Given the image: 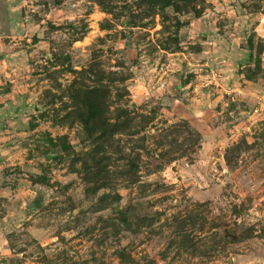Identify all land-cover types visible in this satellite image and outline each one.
Instances as JSON below:
<instances>
[{"label":"rangeland","instance_id":"1","mask_svg":"<svg viewBox=\"0 0 264 264\" xmlns=\"http://www.w3.org/2000/svg\"><path fill=\"white\" fill-rule=\"evenodd\" d=\"M262 88L264 0H0V264H264Z\"/></svg>","mask_w":264,"mask_h":264},{"label":"built area","instance_id":"2","mask_svg":"<svg viewBox=\"0 0 264 264\" xmlns=\"http://www.w3.org/2000/svg\"><path fill=\"white\" fill-rule=\"evenodd\" d=\"M234 95H236V94H234ZM261 106L255 110V115H254L252 121L258 122L259 120H261L264 117V105L262 104Z\"/></svg>","mask_w":264,"mask_h":264},{"label":"crops","instance_id":"3","mask_svg":"<svg viewBox=\"0 0 264 264\" xmlns=\"http://www.w3.org/2000/svg\"><path fill=\"white\" fill-rule=\"evenodd\" d=\"M262 90L264 91V88H262ZM258 93H259V95H260V96H258V98L260 97V99H262L263 96H262V94H261V91H258ZM263 101H264V100H263Z\"/></svg>","mask_w":264,"mask_h":264}]
</instances>
